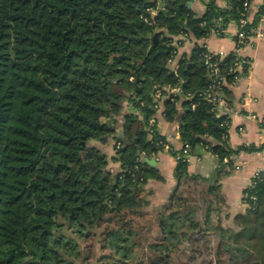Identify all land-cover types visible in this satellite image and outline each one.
Here are the masks:
<instances>
[{
	"label": "trees",
	"instance_id": "1",
	"mask_svg": "<svg viewBox=\"0 0 264 264\" xmlns=\"http://www.w3.org/2000/svg\"><path fill=\"white\" fill-rule=\"evenodd\" d=\"M190 1L0 0V264H264V176L245 190L236 227L221 219V181L239 153L264 145L231 147L230 114H218L207 98L216 76L206 48L196 44L178 57L174 44L180 35L198 41L219 24H239L251 0L224 7L203 0L200 16ZM160 5H169L167 14ZM149 8L154 25L141 17ZM263 16L264 4L246 32ZM236 57L219 61L225 84L216 88L231 107ZM167 86L180 91L161 104L166 121L180 117L181 146L190 154L204 148L217 166L206 178L177 160L175 187L151 211L145 186L164 179L137 153L164 151L166 139L150 122L156 88ZM125 103L133 111L123 113ZM121 116L128 145L116 141L111 160L121 171L113 173L88 142L115 135Z\"/></svg>",
	"mask_w": 264,
	"mask_h": 264
},
{
	"label": "crops",
	"instance_id": "2",
	"mask_svg": "<svg viewBox=\"0 0 264 264\" xmlns=\"http://www.w3.org/2000/svg\"><path fill=\"white\" fill-rule=\"evenodd\" d=\"M190 9L196 15H202L205 10L203 0H191ZM264 4V0H251L250 17L253 19L258 8ZM220 7L226 6L225 0H218ZM164 5H160L163 8ZM238 32V25L235 21L229 23L226 28L225 36L219 37L211 33L207 38L194 40L186 37L181 47L178 49V57L186 54L190 55L196 44L205 46L211 52H218L225 55L236 53L240 57L249 61L248 72L230 86L232 94V107L227 102L221 106V114H230L229 143L231 147L264 145V128L259 121L249 118L250 115H256L264 120V22L258 23L257 29L251 34L248 44L237 48L235 38ZM170 68L174 69L176 61L169 63ZM181 108V107H180ZM133 111L129 103H125L123 113ZM157 130L161 136L169 142L175 149L181 148L178 117L174 122L165 120L161 111L156 113ZM116 134L109 137L107 142L93 140V145L101 149L109 161V169L113 173L121 171V164L112 161L115 155L114 146L119 138L125 137L122 133V116L119 117ZM242 129V130H241ZM154 158L155 168H157L163 177V181L150 180L145 186V192L148 193L150 205L155 209L161 207L168 199L169 194L176 185L174 178V169L177 164L175 157L167 151H161L153 156L141 154V159ZM236 166L233 172L221 181V193L225 200V205L221 211V219L224 227L235 228L234 218L237 215L246 212V205L243 202V196L253 181L254 174L264 169V151L239 153L235 158ZM215 158L204 148L199 147L189 160L188 170L191 174H200L208 178L216 169ZM228 225V226H227Z\"/></svg>",
	"mask_w": 264,
	"mask_h": 264
},
{
	"label": "built area",
	"instance_id": "3",
	"mask_svg": "<svg viewBox=\"0 0 264 264\" xmlns=\"http://www.w3.org/2000/svg\"><path fill=\"white\" fill-rule=\"evenodd\" d=\"M250 6H251V3H249V2L245 3V11L248 13V15L246 17L242 18L240 20L239 24H237L238 25V32H237V35L235 38L237 48H240L243 45L248 44L250 41V38H251V34L253 32H255L257 29V27L252 28L250 33H247L245 30V27L252 22L251 17H250ZM158 10H159V8H158ZM258 10H259V8H258ZM147 13L149 15L143 14L141 17L149 25H154L153 19H154V16L156 15V9L149 8V9H147ZM260 22L261 23L264 22V16L261 18ZM225 32H226V29L222 28L221 25L219 24L218 27L215 30H213L212 33H214L215 35H217L219 37H223V36H225ZM186 37H187L186 35H180V36L174 37V44L178 49L181 47L183 40ZM225 56H226L225 54L218 53V52H211L209 50H207L205 53V64L208 66V68L210 70L209 71L210 74L216 76V79H215L216 84L212 87L210 93L207 95V98L215 104L216 108L218 109V114H221L219 110H220L221 106L226 103L225 99L220 95L219 90H217L222 82H224V84H225V80L223 78L221 79L220 75H219L220 74L219 61H222L225 58ZM248 66H249V61L246 58H243V57H240L239 55H237L235 64L229 71L230 73L236 72V74L238 72V74L235 76L233 84H235L241 78V75L243 74L244 68L248 67ZM175 68H176V66H175ZM163 90L166 92L165 95L162 93ZM163 90H161L160 88H156L155 97L157 100V104H156L155 108L157 109V111L160 110L162 115L164 116L162 104H161L162 98H167L170 96H176L180 91H179V88L170 87V86L165 87ZM249 118L259 121L261 126L264 128V120H261L256 115H250ZM150 123L153 125L157 124L156 117L151 119ZM159 144H162L164 146V151H167L169 153L173 149H175L173 146H171L169 144V142L167 140L161 141V142H159ZM180 149H183L182 150L183 152H182V154H178V155L174 156L175 159L179 160L181 158H184V160H188V162H189L191 155H192V154H190L189 147L185 146L183 148L181 146ZM236 169L239 170L240 166L236 165ZM263 176H264V169H260L254 174L253 180L255 178H260ZM253 184H254V181H252V184L250 187H252ZM247 196H248V194L244 193L243 198H245Z\"/></svg>",
	"mask_w": 264,
	"mask_h": 264
},
{
	"label": "water",
	"instance_id": "4",
	"mask_svg": "<svg viewBox=\"0 0 264 264\" xmlns=\"http://www.w3.org/2000/svg\"><path fill=\"white\" fill-rule=\"evenodd\" d=\"M187 7L188 8H190V3H188L187 4ZM169 8V5H164V7L163 8H160L159 9V11L160 12H163V13H165V14H167V9ZM157 37V35H155V38ZM119 140H122L124 143H125V145L127 146L128 145V140H127V138L126 137H122V138H119ZM101 141L102 142H106L107 141V137H103V138H101ZM137 157H141V152L140 151H138V153H137ZM144 161L148 164V165H150V166H155V159L154 158H144Z\"/></svg>",
	"mask_w": 264,
	"mask_h": 264
},
{
	"label": "rangeland",
	"instance_id": "5",
	"mask_svg": "<svg viewBox=\"0 0 264 264\" xmlns=\"http://www.w3.org/2000/svg\"><path fill=\"white\" fill-rule=\"evenodd\" d=\"M108 139V138H107ZM107 142V141H106ZM88 144H89V146H92L94 143H93V140H90L89 142H88ZM147 210H154V208L151 206V205H149L147 208H146ZM155 209H158V208H155ZM228 226V225H227ZM259 251H260V255L262 256V260H264V249L262 248H259L258 249ZM98 254H107V253H109V251L108 250H104V251H100V250H98V252H97ZM140 255V251H139V248H136V253H135V256H139Z\"/></svg>",
	"mask_w": 264,
	"mask_h": 264
}]
</instances>
